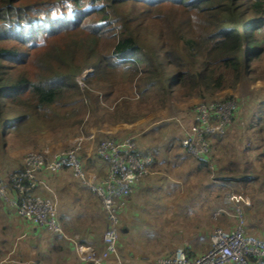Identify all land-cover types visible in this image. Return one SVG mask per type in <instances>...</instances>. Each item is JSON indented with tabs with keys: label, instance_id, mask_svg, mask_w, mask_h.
Returning a JSON list of instances; mask_svg holds the SVG:
<instances>
[{
	"label": "trees",
	"instance_id": "trees-1",
	"mask_svg": "<svg viewBox=\"0 0 264 264\" xmlns=\"http://www.w3.org/2000/svg\"><path fill=\"white\" fill-rule=\"evenodd\" d=\"M63 1L0 0V150L4 152L28 140L29 135L19 129L31 121L56 133L62 127L75 128L90 109L99 114L101 124L134 123L168 102L213 97L235 89L244 79L264 81V72L257 74L253 65L264 53V0H104L120 10L115 15L118 27L112 31L103 22H85L97 11L95 6L87 9L84 0H70L71 6L59 12ZM84 67H90L92 74L81 88L76 76ZM242 83L253 89L254 84ZM135 89L144 96L142 102L130 96ZM99 95L114 105L102 104ZM258 99L249 127L257 142L256 160L264 171V99ZM226 138L227 130L213 136L211 148L218 149ZM167 146L170 151L181 149L184 160L191 158L180 145V133ZM169 157L171 163L178 156ZM194 160L197 169L208 170L209 159ZM216 163L220 177L233 178L228 182L248 175L244 184L259 182V190H264V176L255 172L259 167L239 169L234 158L228 165L219 159ZM22 169L23 165L17 171ZM46 173L39 175L43 192L48 191Z\"/></svg>",
	"mask_w": 264,
	"mask_h": 264
},
{
	"label": "rangeland",
	"instance_id": "rangeland-1",
	"mask_svg": "<svg viewBox=\"0 0 264 264\" xmlns=\"http://www.w3.org/2000/svg\"><path fill=\"white\" fill-rule=\"evenodd\" d=\"M84 3L87 9H93L94 6L97 9L95 13H92L86 18V23L93 24L96 22H103L106 24L105 28L108 29L107 31H112L118 27L116 23L117 20L115 19V15H119L117 14V12L120 11L117 10L118 8H110L104 0H98L96 2L93 0H84ZM70 6V0H65L59 5L58 11L61 12L64 7ZM101 9H103V11ZM68 12L70 13L71 10H68ZM262 36L264 37L263 34ZM262 36L258 35L257 37L262 39ZM262 40L264 45V39ZM253 65L257 74L264 72V53ZM91 72L92 69L90 67H84L82 72L77 74L76 81L79 87H84L85 80L92 74ZM243 81H245V79ZM237 86L234 89L235 93H233L234 91L228 93L234 94L232 95L234 98H237L235 94H239L240 91H243L242 89L239 90V86ZM247 92L249 91L246 90L243 93ZM260 92L264 94V91ZM129 93L131 97H136L137 100L141 102L144 99V96H141L136 89L130 90ZM228 96L230 95H225L223 92L206 99L216 97L226 98ZM99 99L102 104L107 103V100L100 95ZM202 100L205 99H193V102L188 100H184L180 103L168 102L166 104L167 106L165 105V110L162 109L158 114L155 113L153 115L149 113V117L146 116L127 126H110V124L106 122L101 124L99 121V114L91 113L90 109L83 112L80 116L83 117V120L80 124L76 125L75 128L62 127L56 133L49 131L48 127L39 122L31 121L19 129L25 135H29L27 138L28 140L25 142L22 141L18 147H13L7 150V152L0 150V180L6 182L9 175L23 165V159L28 153L42 150L50 152L67 151L73 147L75 140H78V138L83 139V137H85V139L95 137L93 146H96L102 139L101 136L106 137L107 133H112L114 138L123 139V132L120 131L123 129L128 130L129 128L135 129L139 127V125H142V123L156 117L157 114L159 117L154 118L150 123H155L156 119L158 122L156 124L158 125H161V122H163L164 131L167 134L164 135V131H160L157 128H153V131H151V128L156 126V124H154L150 126V132L147 134L141 133L142 126L138 128L139 132L133 130V132H137V134H135L137 136L132 137V140L139 149H141L143 144H151V148H149L148 152L154 157L153 163H155V159L158 160V155H155L154 152L156 149H162V147L157 146L156 143L162 141L165 137L170 138L174 135H179V132L176 131L178 126L176 120H180V115L182 114L185 115V118L189 119L190 114L187 112L188 109L186 108L190 110L196 103ZM107 104L114 105L112 101H109ZM245 111L246 110H243L244 113ZM238 114L240 115L241 111H239ZM159 120L161 121L159 122ZM227 130L228 138H226L225 143L227 140L237 143V129L231 127ZM119 133L121 134L120 136ZM135 139L140 142H136ZM85 142L86 141H84L83 144H85ZM90 142H92V140ZM238 142V150L241 155L254 159L256 155L254 154L255 151H250V153L246 150L245 145H243L241 141ZM138 143H140V146ZM143 146L146 148L145 145ZM231 146L234 147L233 144H231ZM211 149L215 157L214 159L213 157L211 158L209 165L213 166L217 159L222 161L226 160L225 157L220 155V146H218V149L213 147ZM223 150L224 149H221V151ZM180 152L181 149L179 150V153ZM171 153L176 155L175 151H171ZM101 165L104 167L102 173L94 171L93 166L88 168V172L100 178L105 172V164ZM197 165V161L192 158H188L185 161L181 160V162L175 165L173 163V169L168 167V170L161 174L163 177L162 182L155 178L157 176H150V173L155 171L153 166L150 169V173L135 186L133 193L126 198L124 207L119 215L120 237L118 243V257L121 263L124 261V263H126L127 261L130 264H154L158 258L172 253L179 247L186 249L189 253L193 251L194 254H196L194 256L198 257L208 250L209 236L215 229H223L224 232L227 233L229 230L239 225L242 226L248 236L264 240V190H259L260 183L258 182L254 185L250 184L252 185L250 186L248 183L240 184L238 182H226L227 177H220V173L215 170L213 171L210 166L208 170H202L197 169ZM225 165H227L226 162ZM165 167L167 168L166 165ZM256 167H259V164ZM5 171L7 172L4 173ZM255 172L259 174L261 178L264 176V171L260 167L257 168ZM47 179L49 178L47 177ZM51 185L52 188L48 185V189H53L54 195H59V198L64 197L62 196V192L57 190V187H59L58 183L56 186L53 184ZM83 187L86 188L87 192L85 193L84 190H80V193L84 195H79V199L73 201L76 207L75 210L81 217L70 216L65 212L66 220L64 219L65 221L62 223L63 229L70 236L77 233L80 237H82L80 234L84 236V233L90 229L92 237H88V243L85 246L89 247L90 245L96 250H101L99 247L101 246L102 233L106 229L105 215L95 206L98 202L96 195L90 192L86 186ZM247 188L250 190L251 194L248 193L249 191ZM50 189L46 194L38 189V193L46 195V197H50L55 201L54 196L50 195L52 194ZM233 195L245 197L248 200V205L241 204L238 212V210L229 203V197ZM0 198L2 199L1 196ZM58 213L60 214V211ZM69 227L70 231L67 230ZM74 227L79 230V232H76ZM27 238V235L23 237V239ZM58 244H60L59 247H61V251L67 254V248L64 246L63 242L62 244L58 242ZM200 249L202 251H200ZM42 251L43 250L39 253L40 261H34V264L47 263V259H44L43 256L45 255ZM113 257L114 255L111 254L106 262L113 261Z\"/></svg>",
	"mask_w": 264,
	"mask_h": 264
},
{
	"label": "built area",
	"instance_id": "built-area-1",
	"mask_svg": "<svg viewBox=\"0 0 264 264\" xmlns=\"http://www.w3.org/2000/svg\"><path fill=\"white\" fill-rule=\"evenodd\" d=\"M261 33L264 35V26ZM216 98L196 103L190 122L181 118L176 120L180 145L193 159L211 161V138L223 134L235 124L234 116L238 110L236 98ZM112 135L101 136L96 146H93L95 137H83L75 140L73 147L67 151L28 153L23 159V169L13 171L7 178L9 186L0 180V196L12 203L19 217L51 234L64 236L55 201L38 193L41 185L39 175L42 172L70 170L76 180L96 195L100 211L106 219L100 253L83 244L75 246L79 257L93 264H107L111 254L114 255V264H123L118 257L119 215L126 198L150 173L154 162L152 154L139 149L132 138L117 139ZM91 153L105 164V172L100 178L88 172V168L92 167L89 163ZM210 168L213 169V166L210 165ZM11 191L17 196L12 201L9 199ZM229 203L239 212V206L248 205V200L233 195L229 197ZM208 246V250L198 257L179 247L158 258L154 264H264V241L248 236L240 225L227 233L223 229H215L209 236Z\"/></svg>",
	"mask_w": 264,
	"mask_h": 264
},
{
	"label": "crops",
	"instance_id": "crops-1",
	"mask_svg": "<svg viewBox=\"0 0 264 264\" xmlns=\"http://www.w3.org/2000/svg\"><path fill=\"white\" fill-rule=\"evenodd\" d=\"M242 82H248V83L254 84L253 90L249 85H246V84H242L240 86V84ZM238 86H239V90L242 89L243 91H240L239 94L238 93L235 94V97H237L236 100L238 102V111L234 116L235 124L231 127H235L237 129L238 141H241V143H243V145H245L246 150H248L249 152L250 151L254 152V147H256L257 142H255V138L252 135V130L250 129L249 125H251L252 122L254 123V116L256 115V112L258 110V108L256 107V103L259 100L258 98L264 99V94H261V92H260V91H264L263 90L264 81H256V82L251 81V82H249V81L245 80V81H241L238 84ZM246 90L249 92L243 93ZM225 91H223L225 93V95L226 94L227 95H234V94H228L232 91H234L233 93H235L234 89L233 90H225ZM223 92H220V93H223ZM255 99H258V100L255 101ZM188 101L193 102V99H190ZM180 105H182V104H180ZM166 106H165V108H163L164 110L166 109ZM182 109H185V108H182ZM182 109H180V110H182ZM186 109H188L187 112H189V114H190L189 119L185 118V115H183V114L180 115L181 116L180 118L182 120L190 122V120L192 118V111L191 110L193 108H191L190 110H189V108H186ZM243 110H246L245 113L243 112ZM247 110H248V114H247ZM159 111L160 110L155 111L151 115H153L155 113L158 114ZM239 111H241L240 115L238 114ZM157 114H156V117H159V115H157ZM147 116L149 117L150 114ZM156 117H154V118H156ZM154 118L150 119V121L153 120ZM150 121H146V122L142 123V125H139V127H136L135 129H130V128L128 130L123 129L122 131H120V132H123L122 138H126V137L132 138V137L137 136L135 134H137V132H139L138 128H140L141 126H142V130H141L142 134L149 133L150 132L149 131L150 126L158 123L157 119L155 120V123H152V122L150 123ZM160 121L161 120H159V122ZM135 122H137V121H135ZM161 123H162L161 125L156 124V126L152 127L151 131H153V128L154 129L157 128L160 131H164V124H163V122H161ZM130 124H132V123H120V124H115V126L116 125L127 126ZM110 126H113V125H110ZM231 127H229L228 129H230ZM133 130H136L137 132H133ZM174 131H175V129H174ZM176 131L179 132V129H176ZM165 134H167V133L164 131V135ZM120 135L121 134L119 133V136ZM173 137H175V135ZM171 139H172V137H170V138L165 137L164 139H162V141H158L156 143L157 146L162 147V149H160V150L156 149V151L154 152L155 155L156 154L158 155V160L157 159L155 160L154 167H153V168H155L154 169L155 171L150 173V176H152V177L157 176L155 178L159 179V181H161V182H162V178H163L161 176V174L164 171H167L168 167L173 168V163L175 165V164H178L179 162H181V160L185 161L184 158L180 155L179 149H176L174 151L176 152V155L178 157L175 158V160H173L171 163H169V161L167 162V160H168L167 155H170V157H169L170 159H172L176 156V155L171 153V151L168 149V146L166 147V142H168V140H171ZM135 141L140 142L136 139H135ZM238 141L236 143V142H229L227 140L225 144L220 145L221 149L222 148L224 149L223 151H220V155H222L223 157H225L227 159L226 161L220 160L221 164L225 165V162H226L228 165L229 159L234 158L235 163L239 166V169L247 168L249 166H252L250 168L254 169L258 164L260 167V163L257 162V160H256V156H257L258 152H256V151L254 152V154H256L255 157L253 155L254 159L243 157L238 150V147H239ZM231 144H233L234 147L231 146ZM138 145L140 146V143H138ZM143 145H145L146 148ZM143 145L141 147L142 151L148 152L149 148H151V144L150 145L149 144H143ZM163 146H164V148H163ZM89 163L91 165L93 164L92 166L94 168L93 169L94 171H98L99 173L103 172L102 169H104V167H102V165H101L102 163H100L99 160L96 158V156H94L92 153L90 154ZM215 164L216 163L214 162L213 171H214ZM165 165L167 166V168L165 167ZM6 172L7 171H5L4 173H6ZM51 174H53V175H51ZM46 175L49 176V179H47L48 185L52 188L51 184L56 186L58 183L59 187H57V190L61 191L62 196H64V197L59 198L58 197L59 195H54L53 189L49 188L52 192V194H50V195H53L55 198V203L57 202V209L60 211V214L63 215V218L61 220L62 223L66 220L65 214H64L65 212L67 214H69L70 216L81 217V215L77 214V212L75 210L76 207H75V204H73L74 203L73 201L74 200L77 201L80 197L79 195L83 196L84 194H81L80 190H84V192L86 193L87 192L86 188L83 187V185L78 180H76L71 175V173L69 171L64 170L63 172L60 171V172H57L55 174L54 173H46ZM152 177H150V178H152ZM247 178H249V176L244 175L241 177H236L234 180H236L240 184H244L242 181H243V179H247ZM229 179H233V178H227V180H229ZM55 182H57V183H55ZM226 182H228V181H226ZM48 185H47V187H49ZM49 189H48V191H49ZM48 191L47 192L45 191L44 193L46 194V193H48ZM15 197H17L16 194L13 191H11L9 199L12 201L15 199ZM95 206L97 209L99 208V210H100V206H99L98 202H97V204H95ZM68 208H70V209H68ZM99 214H101V213H99ZM67 230L70 231V227ZM75 231L79 232V230H77L76 228H75ZM26 235L28 236V238L23 239V237ZM80 235L82 237H80L77 233H74L70 236L67 234L66 231H64V236H60L61 239H59V242L61 244L63 242L64 246L67 248L66 249L67 254H65L64 252L61 251V247H59L60 244H58L57 241L53 240L54 234L47 233V231L27 222L26 220H24L22 218H20L19 216H17L12 203L11 202H5L3 199L0 198V264H34V261L35 262L40 261L39 253L41 250H43L42 253L45 255V256H43L44 259H47V263H45V264H84V263H89V262L82 260L79 257V253L77 252L75 246H76V244L87 245L88 237L89 238L92 237L91 231L89 229L84 233V236L82 234H80ZM256 239L262 240L260 238H256ZM262 241H264V240H262ZM39 243H40V246H39ZM89 247H91V246L89 245ZM99 248H101V250L103 248L102 238H101V246ZM93 249L98 253L101 252L100 249L99 250H96L95 248H93ZM189 250H191V249H189ZM200 251H202V250L200 249ZM118 252H119V250H118ZM192 252L193 251H190V253H192ZM192 254L196 255V254H194V252ZM22 257H23V259H22ZM113 261L115 263L114 257H113ZM113 261H109L107 264H113ZM124 262H123V264H130L127 261H126V263H124Z\"/></svg>",
	"mask_w": 264,
	"mask_h": 264
},
{
	"label": "water",
	"instance_id": "water-1",
	"mask_svg": "<svg viewBox=\"0 0 264 264\" xmlns=\"http://www.w3.org/2000/svg\"><path fill=\"white\" fill-rule=\"evenodd\" d=\"M92 73V72H91Z\"/></svg>",
	"mask_w": 264,
	"mask_h": 264
}]
</instances>
